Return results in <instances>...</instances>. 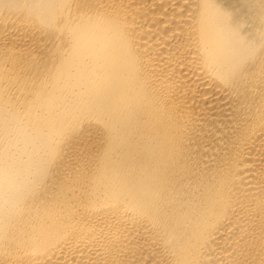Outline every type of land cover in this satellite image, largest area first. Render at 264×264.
Here are the masks:
<instances>
[{
    "label": "bare ground",
    "instance_id": "6f19581e",
    "mask_svg": "<svg viewBox=\"0 0 264 264\" xmlns=\"http://www.w3.org/2000/svg\"><path fill=\"white\" fill-rule=\"evenodd\" d=\"M0 264H264V0H0Z\"/></svg>",
    "mask_w": 264,
    "mask_h": 264
}]
</instances>
